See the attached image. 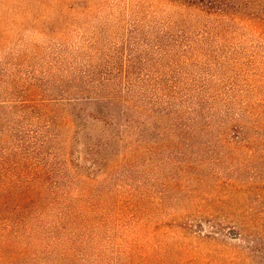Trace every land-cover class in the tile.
Listing matches in <instances>:
<instances>
[{"label": "trees", "instance_id": "obj_1", "mask_svg": "<svg viewBox=\"0 0 264 264\" xmlns=\"http://www.w3.org/2000/svg\"><path fill=\"white\" fill-rule=\"evenodd\" d=\"M155 1L185 13L27 2L31 38L0 60V264H74L110 222L153 238L151 264L195 240L250 238L264 255V221L215 217L257 212L241 176L264 158V96L245 76L264 65V0ZM172 193L193 221L163 220Z\"/></svg>", "mask_w": 264, "mask_h": 264}, {"label": "rangeland", "instance_id": "obj_2", "mask_svg": "<svg viewBox=\"0 0 264 264\" xmlns=\"http://www.w3.org/2000/svg\"><path fill=\"white\" fill-rule=\"evenodd\" d=\"M28 1L30 0H0V60L6 56L9 50L17 45L19 39L25 40L31 38V28L33 25L30 20L31 17H29L24 10ZM145 1L148 6L147 8H150L153 13H157L156 15L161 19H164L169 15H176L178 13V15H182L180 13H185L181 12L177 5L169 2L155 0ZM126 2L134 3V0H113L114 4L116 3L122 8ZM91 33L92 32H90V34ZM111 33H115V31H111ZM73 41H77V37H74ZM250 46L252 45L248 42L244 48L250 50ZM262 64L263 63H260V66L258 64L248 65L245 68L249 69L250 67H256L258 68V74L260 75L254 77L251 72L245 70V76L248 80L246 84V90L248 93L252 91L253 86H257L261 95L264 96V74H262L264 65ZM234 73H229L228 75L234 76ZM254 101L255 99L252 96V98L249 99V102L253 103ZM223 147V145H220L207 157H221V155H224L225 153ZM235 158L238 159L236 155ZM238 160L240 162L246 160L248 166L247 171L241 176V181L246 187V191L250 192L248 193L250 197L249 199H246L245 206L250 207L248 204H253L257 206V212L254 214L248 210H244V212L241 213L234 210L232 211L234 212L233 215H227V209L220 208L221 211L218 212L219 215H216L215 217L218 222L223 224H232V220H235L234 218L246 222L253 218L257 219L259 222L264 221V158L261 160L250 158V161L254 163H250L247 158L244 160ZM255 165L258 166L257 170H255ZM161 184L162 183H160V185ZM157 186L159 187V184ZM174 195L172 193L169 199L164 200V207L162 208L164 214H168V216L174 214V216L168 217L166 215L163 220H175L181 223H189L193 221L194 217H190L187 213H179L178 210L180 209V206L174 202V199L172 198ZM255 196H260L261 198L255 199ZM108 227L110 231L108 234H105V240L102 238V241L96 240L94 242H87L82 250L83 257L74 260V264H151V246L153 238L148 234L141 236L142 238L124 237L121 233H115L116 229L113 223L110 222ZM251 240L253 239L243 238V240L238 241L228 238L225 240L224 238L215 243L195 240L194 242L200 244L198 251H188L183 255L174 257V260H176V264H264V255L249 250L252 246L249 243ZM180 241L190 243L187 240ZM78 250L81 252L80 248ZM42 258L43 256L38 260L37 264H43L41 262ZM163 258L166 257L163 255ZM159 259L162 260L161 258ZM162 264L165 263L163 262Z\"/></svg>", "mask_w": 264, "mask_h": 264}]
</instances>
